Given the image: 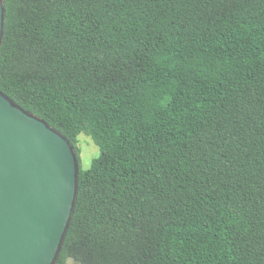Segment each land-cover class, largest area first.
<instances>
[{"label":"trees","instance_id":"1","mask_svg":"<svg viewBox=\"0 0 264 264\" xmlns=\"http://www.w3.org/2000/svg\"><path fill=\"white\" fill-rule=\"evenodd\" d=\"M3 5L0 91L80 166L56 264H264V0Z\"/></svg>","mask_w":264,"mask_h":264},{"label":"water","instance_id":"2","mask_svg":"<svg viewBox=\"0 0 264 264\" xmlns=\"http://www.w3.org/2000/svg\"><path fill=\"white\" fill-rule=\"evenodd\" d=\"M5 9L0 0V48ZM71 142L0 91V264H56L75 211Z\"/></svg>","mask_w":264,"mask_h":264},{"label":"rangeland","instance_id":"3","mask_svg":"<svg viewBox=\"0 0 264 264\" xmlns=\"http://www.w3.org/2000/svg\"><path fill=\"white\" fill-rule=\"evenodd\" d=\"M78 140L81 149L82 169L88 170L91 168L93 161L100 156V149L93 139L85 134H81ZM69 264L77 263L71 260Z\"/></svg>","mask_w":264,"mask_h":264}]
</instances>
